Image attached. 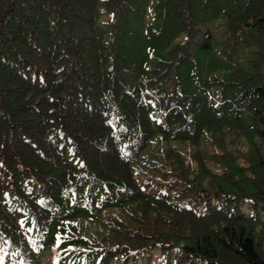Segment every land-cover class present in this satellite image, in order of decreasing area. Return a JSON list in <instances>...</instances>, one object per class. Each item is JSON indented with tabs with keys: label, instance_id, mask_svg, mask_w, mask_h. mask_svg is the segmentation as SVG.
Masks as SVG:
<instances>
[{
	"label": "trees",
	"instance_id": "16d2710c",
	"mask_svg": "<svg viewBox=\"0 0 264 264\" xmlns=\"http://www.w3.org/2000/svg\"><path fill=\"white\" fill-rule=\"evenodd\" d=\"M0 264H264V0H0Z\"/></svg>",
	"mask_w": 264,
	"mask_h": 264
},
{
	"label": "rangeland",
	"instance_id": "374dc122",
	"mask_svg": "<svg viewBox=\"0 0 264 264\" xmlns=\"http://www.w3.org/2000/svg\"><path fill=\"white\" fill-rule=\"evenodd\" d=\"M145 48H147V49H145V54H146L148 57H150L149 54H153V55L156 54L154 51H152V49H150V48H148V47H145Z\"/></svg>",
	"mask_w": 264,
	"mask_h": 264
}]
</instances>
